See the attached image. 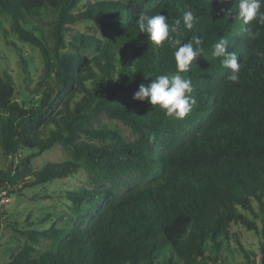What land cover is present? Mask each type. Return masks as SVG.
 <instances>
[{
  "label": "trees",
  "instance_id": "trees-1",
  "mask_svg": "<svg viewBox=\"0 0 264 264\" xmlns=\"http://www.w3.org/2000/svg\"><path fill=\"white\" fill-rule=\"evenodd\" d=\"M81 2L0 0V15L20 41L38 49L44 65L39 98L27 103L15 100L11 75L0 74V148L13 158L0 170V195L76 170L69 164L30 170V159L55 145L83 156L98 185L109 187L70 193V227L34 233L33 241L42 236L48 246L33 257L23 248L5 264H157L167 254L160 264H235L230 225L257 231L244 214H254L252 201L264 215V56L256 55L264 53V26L237 20L238 0H97L73 13ZM43 10L57 15L49 38L40 29ZM186 11L199 20L191 30L181 24L182 44L199 37L204 52L180 73L192 81L194 104L178 120L133 99L140 84L177 71L175 49L154 46L137 21L141 13H159L172 24ZM80 20L111 36L69 43L65 25ZM221 37L241 65L238 83L212 56ZM101 115L128 127L134 142L94 128ZM81 135L101 145L79 141ZM22 151L29 153L18 159Z\"/></svg>",
  "mask_w": 264,
  "mask_h": 264
},
{
  "label": "rangeland",
  "instance_id": "rangeland-1",
  "mask_svg": "<svg viewBox=\"0 0 264 264\" xmlns=\"http://www.w3.org/2000/svg\"><path fill=\"white\" fill-rule=\"evenodd\" d=\"M97 0H82L73 13L83 12L86 7ZM57 15L43 10L40 12V29L46 38H49L51 22ZM34 26H37L35 24ZM67 40L73 43L72 37L81 35L103 39L111 36L109 32L102 30L101 26L90 21H77L67 24ZM49 46L51 40L47 39ZM70 51V47L67 48ZM92 54V52H84ZM43 62L38 49L30 44L20 41L11 29V21L8 16L0 15V74L8 73L14 81V98L19 103L36 101L39 98L37 92L42 89ZM5 114L0 111V122ZM94 128L111 130L120 135L125 143H133L134 135L130 129L120 121L110 120L101 115L93 123ZM79 141H84L95 146L101 144L95 140H88L82 135ZM29 151H22L18 159L24 158ZM13 158L6 157L0 148V170L6 172L9 162ZM14 161V163H16ZM69 164L76 166V170L68 173L61 179H52L28 188H20L17 185L13 193L4 192L0 200V264L8 263L11 258L23 248H30L29 256H35L48 246L49 240L42 236L35 242L31 238L34 233L50 228L70 227L72 214L71 203L68 195L78 190H92L95 187H109L108 184L100 187V179L85 164L81 155L72 154L61 145H55L40 155L30 159L29 168L32 172L40 171L50 165ZM15 192V193H14ZM254 214L245 212V217L256 230H248L240 223L230 225L231 240L229 242L231 256L235 264H260L264 257V215L261 216L256 202L252 201ZM246 255L249 261L246 260ZM162 257L158 260L166 259ZM230 261V260H229ZM232 261V259H231ZM206 264H219L211 261Z\"/></svg>",
  "mask_w": 264,
  "mask_h": 264
},
{
  "label": "clouds",
  "instance_id": "clouds-1",
  "mask_svg": "<svg viewBox=\"0 0 264 264\" xmlns=\"http://www.w3.org/2000/svg\"><path fill=\"white\" fill-rule=\"evenodd\" d=\"M218 2L224 3L226 0H218ZM236 8V19L242 21L243 25L255 21L257 25L264 26V10H262L264 0H238ZM228 14H232L231 10H228ZM198 20L199 17L192 11L184 12L183 16L175 19L172 24H169L168 17L159 13L151 16L145 13L139 15L137 21L139 32L146 34L148 41L154 46L167 42L175 49L174 60L177 71L174 74L158 75L155 79H151V83L147 86L140 84L133 95L134 100H147L151 106L158 107L166 116L178 120L188 116L194 104L191 97L193 85L191 79L182 77L180 73L189 70L191 62L194 58L202 56L204 48L202 39L196 36L182 44L181 24L185 29L191 30ZM242 31H247V29L242 28ZM117 55L119 58L118 52ZM256 55L264 56V53H256ZM212 56L219 58V63L223 68L230 69L227 79L238 83L241 65L237 62L236 54L228 51L226 38L221 37L213 45ZM118 78L119 75L112 80L116 81Z\"/></svg>",
  "mask_w": 264,
  "mask_h": 264
},
{
  "label": "built area",
  "instance_id": "built-area-1",
  "mask_svg": "<svg viewBox=\"0 0 264 264\" xmlns=\"http://www.w3.org/2000/svg\"><path fill=\"white\" fill-rule=\"evenodd\" d=\"M1 194H4V192H2ZM0 197H1V195H0ZM2 202H3V200L1 199V200H0V203H2Z\"/></svg>",
  "mask_w": 264,
  "mask_h": 264
}]
</instances>
